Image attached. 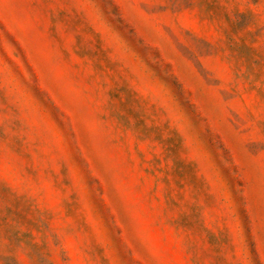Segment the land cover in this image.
Wrapping results in <instances>:
<instances>
[{"label":"rangeland","instance_id":"rangeland-1","mask_svg":"<svg viewBox=\"0 0 264 264\" xmlns=\"http://www.w3.org/2000/svg\"><path fill=\"white\" fill-rule=\"evenodd\" d=\"M0 264H264V0H0Z\"/></svg>","mask_w":264,"mask_h":264}]
</instances>
